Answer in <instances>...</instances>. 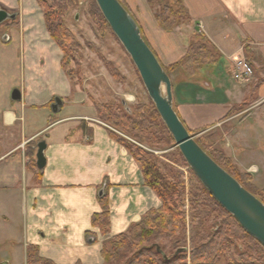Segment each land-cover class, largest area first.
Here are the masks:
<instances>
[{
  "label": "crops",
  "instance_id": "obj_1",
  "mask_svg": "<svg viewBox=\"0 0 264 264\" xmlns=\"http://www.w3.org/2000/svg\"><path fill=\"white\" fill-rule=\"evenodd\" d=\"M182 2L190 21L170 32L146 0L133 17L163 68L184 58L194 34L215 48L214 64L170 73L174 111L195 140L263 190L264 0ZM0 8L15 15L0 25V264H27L30 247L52 264H103L105 238L91 225L101 212L99 197L109 200L110 237L162 203L62 68L63 53L46 31L38 1L0 0ZM240 60L253 69L247 83L232 77ZM40 142L46 144L42 170L35 164Z\"/></svg>",
  "mask_w": 264,
  "mask_h": 264
},
{
  "label": "trees",
  "instance_id": "obj_2",
  "mask_svg": "<svg viewBox=\"0 0 264 264\" xmlns=\"http://www.w3.org/2000/svg\"><path fill=\"white\" fill-rule=\"evenodd\" d=\"M37 1L43 12L46 31L63 53L62 68L65 69L69 61L77 64L79 61L76 55L77 44L72 33L63 23L66 10L71 9L75 2L72 0ZM147 3L154 10L157 23L167 32L190 21L182 0H147ZM120 4L124 7L121 2ZM92 7L94 20L111 32L94 0H92ZM124 9L126 10V7ZM218 57V52L205 38L194 34L189 39L184 58L177 64L163 69L168 76L176 69L189 67L197 70L214 64ZM248 65L252 69L249 63ZM109 71L112 75V70ZM66 74L72 82V74ZM113 77L115 78L116 75L114 74ZM88 99L96 111L97 119L116 131V133L108 131L110 139L123 146L139 164L145 185L156 193L162 203L159 209L150 210L139 224L129 228L126 233L114 236L107 244H103L100 252L103 264H110L112 260L123 264L120 262L122 253L132 255L124 264H184V262L188 264H220L222 262L224 264H264V247L250 237L238 222L211 197L180 154V159L192 177L187 184L182 173H174L170 165L161 162L117 134H123L140 145L156 146L164 141L174 143L149 99L148 105L138 104L134 108H130L125 101L118 104L98 103L90 95ZM195 141L214 162L264 204V200L258 195H264V189L254 192L246 186L251 184V177L248 174L240 173L221 152L206 149L200 140ZM99 203L101 212L93 216L91 225L104 236L109 233L110 225L108 197L100 196ZM213 214H216L221 222L215 226H208ZM187 222L192 229L189 239L191 245L189 256L185 252H179L168 259L160 249L154 246L135 251L137 245L149 244L152 241L159 242L164 239L171 243L177 234L175 245L181 242L179 246L184 248L187 240ZM86 236L91 237L93 234L86 233ZM238 242L247 244V251H242ZM27 264L52 263L39 257L37 250L30 247L27 251Z\"/></svg>",
  "mask_w": 264,
  "mask_h": 264
},
{
  "label": "water",
  "instance_id": "obj_3",
  "mask_svg": "<svg viewBox=\"0 0 264 264\" xmlns=\"http://www.w3.org/2000/svg\"><path fill=\"white\" fill-rule=\"evenodd\" d=\"M94 1L112 34L129 56L149 100L155 106L188 168L211 197L250 237L264 247V204L214 162L179 120L173 108L170 78L142 38L139 26L128 11L118 0ZM14 18L15 15L0 8V25ZM11 99L13 101L20 99L18 90H13ZM58 104L60 101L56 100V104L53 105L54 111ZM45 148L44 142L37 145L35 164L39 170L46 164Z\"/></svg>",
  "mask_w": 264,
  "mask_h": 264
},
{
  "label": "rangeland",
  "instance_id": "obj_4",
  "mask_svg": "<svg viewBox=\"0 0 264 264\" xmlns=\"http://www.w3.org/2000/svg\"><path fill=\"white\" fill-rule=\"evenodd\" d=\"M45 1L49 2V0ZM72 1L75 2L74 6L66 10L63 17L65 27L72 33L77 44L76 55L79 60L78 63L76 64L73 61H69L64 69L66 73L72 74V83L79 89L84 90L87 96L90 95V97L98 103L112 102L118 104L121 101H126V104L130 108H134L138 104L148 105L149 98L129 56L112 32H109L94 20L92 16V0ZM118 1L126 7L128 13L133 17L136 7H139L140 2L143 0ZM107 67L109 70H112V75L109 73L110 71ZM114 74L116 75L115 78L113 77ZM104 125L108 128V131L116 133L111 127L106 124ZM117 134L127 142L134 143L143 151L151 154L161 162L170 165L174 173H182L185 177L186 184L192 180L189 170L185 165L186 163L184 164L180 159V152L178 148L175 147V143L170 144L164 141L156 146H149L146 144L140 145L123 134ZM205 144L203 143V145ZM204 147L206 149L210 148L207 144ZM246 186L254 192H256L255 190H260L256 189L252 184H247ZM258 195L264 200V195ZM218 222L221 221L216 217V214H213L208 226H215ZM191 235L192 229L187 222V240L184 244V248L179 246L181 242L175 245V241L178 238L177 234L171 243L164 239L159 242L152 241L149 244L137 245L135 251L143 247L154 246L160 249L168 259L174 257V255L179 252H185L187 256H189L191 250L189 239ZM102 237L105 238L104 244H107L113 239V237L109 236V233ZM237 244L241 247L242 251H247V244L240 242ZM131 256L130 253H122V260L120 262L124 264ZM110 264H119V262L117 263L112 260ZM184 264H188V262H184ZM220 264L224 263L222 262Z\"/></svg>",
  "mask_w": 264,
  "mask_h": 264
},
{
  "label": "built area",
  "instance_id": "obj_5",
  "mask_svg": "<svg viewBox=\"0 0 264 264\" xmlns=\"http://www.w3.org/2000/svg\"><path fill=\"white\" fill-rule=\"evenodd\" d=\"M252 75L253 71L246 60L234 62V72L232 77L235 81L247 83Z\"/></svg>",
  "mask_w": 264,
  "mask_h": 264
},
{
  "label": "clouds",
  "instance_id": "obj_6",
  "mask_svg": "<svg viewBox=\"0 0 264 264\" xmlns=\"http://www.w3.org/2000/svg\"><path fill=\"white\" fill-rule=\"evenodd\" d=\"M4 123L7 125V124H11L12 121L8 120V119H5ZM252 170H255V166L252 167Z\"/></svg>",
  "mask_w": 264,
  "mask_h": 264
}]
</instances>
